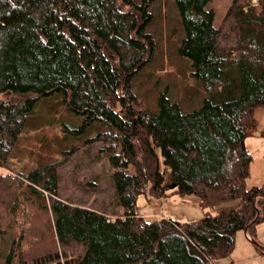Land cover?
Listing matches in <instances>:
<instances>
[{
	"label": "trees",
	"instance_id": "1",
	"mask_svg": "<svg viewBox=\"0 0 264 264\" xmlns=\"http://www.w3.org/2000/svg\"><path fill=\"white\" fill-rule=\"evenodd\" d=\"M155 1L0 0V95L9 94L0 98V167L8 168L35 102L64 92L66 109L83 117L67 134L93 122L103 128L84 143H104L116 208L57 198L54 167L41 163L16 186L26 183L35 204L50 210L62 255L71 248L75 257L60 262L56 252L28 260L9 249L0 264H226L239 231L256 242L264 187H246L245 139L254 133L255 109L264 106V0H233L218 26L207 9L211 0H174L185 33L177 54L190 61L202 97L188 111L165 91L154 110L141 108L132 90L154 56L147 27ZM141 194L195 195L203 215L147 220L136 205ZM3 231L0 212V237ZM15 238L23 242L22 234Z\"/></svg>",
	"mask_w": 264,
	"mask_h": 264
},
{
	"label": "rangeland",
	"instance_id": "2",
	"mask_svg": "<svg viewBox=\"0 0 264 264\" xmlns=\"http://www.w3.org/2000/svg\"><path fill=\"white\" fill-rule=\"evenodd\" d=\"M232 1L211 0L207 5V9L215 12V25L221 23ZM152 12L153 20L147 30L155 41L154 56L133 80L132 90L142 105L141 108L154 110L157 95L165 91L170 101L178 103L183 111H188L199 105L202 97L199 83L190 75V61L177 54V47L185 36L177 7L174 0H156ZM8 96L7 93L1 94L0 98ZM64 103V92L39 98L27 115L23 130L13 145L7 161L8 168L0 167V176L7 177L0 186V212L2 231L4 230L0 237V255L14 249L15 252H23L28 260L56 252L61 256L60 262L66 259L71 261L75 257V250L71 248L68 249L67 258L62 255L50 210H45L42 202L41 206L35 204L25 189L26 183L18 187L20 190L16 186L18 176L26 175L32 168L41 166V163L43 166L54 167L57 198L72 206L109 210L110 213L116 210L112 202L115 188L111 182V168L104 143H84L103 128L98 122H93L79 134H67L64 130L78 129L83 117L67 110ZM72 148H75L73 153H65ZM160 166L162 170L168 169L162 158ZM44 194L49 206L50 195L48 192ZM186 197L198 200L192 194L174 199L179 198V202ZM190 200L172 203L171 197L153 198L141 194L136 205L140 215H163L165 202L174 206L178 204L177 211L186 214L188 221H196L200 216L195 217V213L203 215V211L201 207H194V201ZM20 234L23 242H12L16 240L14 236ZM16 261L15 259L14 264H17Z\"/></svg>",
	"mask_w": 264,
	"mask_h": 264
},
{
	"label": "crops",
	"instance_id": "3",
	"mask_svg": "<svg viewBox=\"0 0 264 264\" xmlns=\"http://www.w3.org/2000/svg\"><path fill=\"white\" fill-rule=\"evenodd\" d=\"M253 117L255 121L254 133L245 139V147L251 155L249 175L245 180L248 189L264 187V138L262 136L264 134V106L255 109ZM168 197H171L172 203H185L186 200L191 199L194 201V207H200L198 198L196 200L186 197L184 200L178 202L179 198L174 199V197H179L178 195H170ZM165 203L163 215L162 213H151L142 216L147 220L170 218L180 222L188 221L186 214L177 211L178 204L174 206L168 202ZM196 215L200 216V218L202 217L200 212L195 213V217ZM253 234L259 246L255 244L256 242L251 239V236L246 231H239L237 233L234 250L230 256V260L226 264H264V220L255 225Z\"/></svg>",
	"mask_w": 264,
	"mask_h": 264
},
{
	"label": "built area",
	"instance_id": "4",
	"mask_svg": "<svg viewBox=\"0 0 264 264\" xmlns=\"http://www.w3.org/2000/svg\"><path fill=\"white\" fill-rule=\"evenodd\" d=\"M258 0H251L252 5H255Z\"/></svg>",
	"mask_w": 264,
	"mask_h": 264
}]
</instances>
